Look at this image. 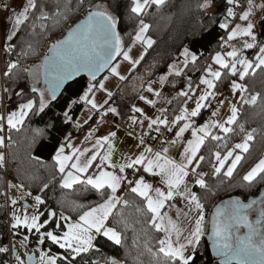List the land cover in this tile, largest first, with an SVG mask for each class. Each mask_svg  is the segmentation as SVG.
<instances>
[{"label":"snow or ice","instance_id":"snow-or-ice-1","mask_svg":"<svg viewBox=\"0 0 264 264\" xmlns=\"http://www.w3.org/2000/svg\"><path fill=\"white\" fill-rule=\"evenodd\" d=\"M83 3L84 0H80V4ZM165 3L166 0H131L130 10L135 15L142 16L150 6L155 5L159 8ZM235 3L236 0H227L229 5H235ZM199 7L208 9L211 7V0H204ZM254 7L255 4L252 0H248V10L239 17V19L248 22L247 26L241 28L236 25L229 32L227 40L221 44L222 48L231 47V50L226 53L216 52L212 57L213 64L217 65L218 68L214 69L212 64L207 65L206 74L199 81L205 88L196 99L194 108L189 110L187 103H185L180 113L175 115L171 121L167 116L149 119L144 114L143 109H132L135 113L144 116L145 120H149V129L155 126V130L159 132L160 127L163 126L168 132L173 133L175 137L171 141L173 145L178 142L186 144L178 160L168 155L169 149L167 147L156 152H153L151 147H146L134 159L127 160L125 158L126 162L116 164L113 162L115 151L113 140L117 135L115 131L96 139L91 149L74 147L71 142V133H69L64 142L59 145L54 156L56 171L60 174V187L70 189L73 185L79 184L84 186L85 191L89 190L90 187L100 197L101 202L94 206L73 203L71 210L78 212V218L73 221L71 216H66L62 211L59 213V219H57L56 211H48L45 217L39 207L45 203L41 195L33 197L36 204L32 215L28 214L27 207L23 210V214L18 215L15 211L17 201L12 199L14 211L11 228L14 230V234H19L16 230L21 227L29 233L34 230L38 234L39 245L43 246L46 241H50L52 245L64 250L65 255H55L50 254L51 248L47 251L41 249L39 264H58V262L60 264H74L76 257L95 247V236L106 237L113 244L121 245L123 242L122 234L117 227L109 225V218L112 217L118 205L128 208L134 203L118 195L125 183L129 185L130 192L139 197L142 202L143 206L135 204L136 211L146 217L145 223L156 233L163 234L156 241L155 251L150 246V240L144 244V249L152 257L153 264H193L196 250L205 235V205L197 192L187 185L190 172L197 177L196 186L211 191L205 180L208 173L198 171L201 168V163L206 159L204 155L199 154L200 150L209 139L217 142V148L212 150L209 157L210 161L213 159L215 161V163H211L212 175L219 177L222 174L231 179L244 159L241 153L249 152L250 142L254 140V133L256 132V129L248 131L243 123L239 124L238 130L242 134L241 141L229 146L228 137L234 133L232 126L237 125L240 114V109L235 104L231 106V115L223 123L209 120L202 126H196L193 118L199 117L202 109L209 107L210 101L215 100L218 95L215 91L217 82L225 76L237 78L231 80L230 87L233 94H241L240 101L242 104L255 106L257 101L261 99L258 92L248 96L243 95L249 93V89L244 83L238 82L244 81L249 75L254 76L257 69L264 70V44L258 41L254 32L255 25L250 22ZM261 7L264 8V5ZM4 10H9L7 5H4ZM11 11L12 28L6 37L9 42L17 35L21 26L30 19L33 20V31H35L36 21H39L41 29H45L47 28L45 21L51 18L40 0H26L20 11L15 9ZM55 14H60L58 7ZM227 15L235 18V13L231 7L228 8ZM65 19H67L66 16ZM117 26V18L107 11L104 5L97 4L89 7L86 17L75 28L68 31L65 39L51 44L48 54L44 56L42 64L38 66L45 85L44 89H38L35 83L31 87L33 93L38 92V101L28 99L27 102L19 104L18 110L10 112L7 117L0 115V133L5 132L6 125L9 133L7 140L11 142V132L13 130L19 132L33 110H35L34 114L43 113L50 101L56 99L61 85L82 71L87 73L89 82L83 94L78 99L71 100L67 110L62 113L64 123L73 125L77 131L83 128L80 120H73L71 114L73 106L77 104H82L88 113L84 119V124H88L93 115L97 113L100 114L99 123L104 122V117L109 112L119 115L117 108L111 106L101 112V109L108 104V100L112 98L114 93L105 87L104 81L108 77L97 81V76L107 70L121 81L126 80L127 77L120 74V64L114 63L115 58L122 57V60L128 62L135 70L140 61L144 59L147 50L152 48L156 41L147 35L150 25L141 19L136 35L130 46L126 47ZM219 27L228 30L227 20L221 23ZM237 37L248 38L240 48L228 43ZM136 43L143 45L144 52L138 59H133L131 52ZM245 50H256L253 53L254 58L249 59L245 56L243 54ZM5 51H12L11 43L7 44ZM26 54L21 53V55ZM181 55L183 56L184 69H187L189 65L196 66L199 57L195 52L185 47ZM17 67V63H10L6 75L11 74L12 69ZM27 74L33 79L36 77L35 70H28ZM183 74V70L178 69L174 64L168 69L169 76L179 77ZM167 79V76H161L159 78L160 85L163 86ZM152 83H149L146 91L160 97L161 93L153 89ZM187 89V91L179 92L178 95L187 99L195 96L190 78ZM5 91L9 90L5 89ZM96 91L106 93L107 99L103 103H97ZM18 95H23V93H18ZM140 99L151 107H156L157 101L147 99L143 95L140 96ZM220 106H222V102H220ZM159 111L165 113L167 109L161 108ZM217 114L218 109L212 112V116ZM130 119L133 124L140 123L143 126V120L137 121L135 116ZM213 129H219V132L224 135L214 134ZM95 131L96 129H93L88 132L85 140L91 141ZM189 132L191 139L185 141V133ZM41 135L43 133L38 130L37 136ZM5 139L4 135H0V149L5 147ZM221 141L223 143H220ZM36 142V137H34L32 146H35ZM139 142L140 145H144L143 137L139 138ZM66 148L72 149L71 154H66ZM220 148L224 149L223 153L218 150ZM88 153L91 155L88 156ZM34 158L38 159V157ZM4 163V153L0 152V168L4 166ZM94 166L95 170L90 172ZM126 169H133L134 173H139L142 170L152 177H159L160 183L165 188L153 187L151 183L145 180L144 176L138 178L134 176L130 179L126 174ZM258 177L264 180V158L259 159L243 175L240 186L250 187ZM9 187H16V185L10 184ZM19 187L23 189L24 185L21 184ZM47 187L48 184H44L41 191ZM27 194L32 196L31 192ZM177 197L186 202L185 207L187 208L186 212L177 209V217L182 215L188 219L189 223L193 225L191 230L181 227L178 219L173 220L168 212L164 211L166 207L169 209L174 207L169 202ZM192 213L195 215H191ZM253 214H255V219L252 218ZM42 217L44 218L42 219ZM118 217L115 224L127 228L128 221L123 211L118 213ZM49 226H51V230H49ZM241 229L246 230L243 235ZM185 232H187L186 235ZM208 238L212 243L214 254L221 258L220 264H264V196L259 199H252L248 203L233 199L218 206ZM26 241H28L27 235L24 236L21 244ZM133 243L137 244V241L134 240ZM96 250L99 251V249ZM8 251V247H0V253H7ZM14 255L16 264H25L18 254L14 253ZM28 264H37L34 256L28 257ZM92 264H100V262L93 261ZM106 264H120V261L110 257Z\"/></svg>","mask_w":264,"mask_h":264},{"label":"trees","instance_id":"trees-1","mask_svg":"<svg viewBox=\"0 0 264 264\" xmlns=\"http://www.w3.org/2000/svg\"><path fill=\"white\" fill-rule=\"evenodd\" d=\"M248 0H236L235 5L227 4V0H211V7L201 9L200 4L204 0H166V3L157 8L150 6L142 16H137L131 12V0H84L81 5L80 0H40L44 4L50 15V19L45 21L47 28L41 29L39 21H36L35 31H33V20L27 21L21 26L20 31L11 42L7 41L6 26L3 30L2 42L7 46L11 43L15 53L19 54L24 62V66H18L12 69V76L6 80L9 83L8 98L11 103H25L28 99L38 101L39 94L31 91L35 83L38 89L45 87L41 83V74L38 68L42 64L43 58L50 48L51 38L61 39L63 35L80 19L82 13H87L89 7L102 4L109 8L110 13L118 20L117 30L123 39L125 46L128 47L139 29L141 19L150 25L147 35L156 43L147 50L144 59L135 68V73L145 72L146 81L159 80L161 76H167L168 84L177 86L188 81L197 82L204 74L207 65L212 64V57L209 56L215 48L220 45L227 32L221 29L219 25L227 20L229 24L234 18L228 17L227 10L236 7H244ZM57 7L59 15H56ZM65 16L67 19H65ZM258 41L264 44V19L260 21ZM31 46V48H29ZM188 47L199 57L195 67L189 65L184 70V74L169 76L168 69L175 63L181 61L183 49ZM256 50H246L247 57L253 59V53ZM27 53L21 55V53ZM120 57H116L118 60ZM115 60V61H116ZM16 70H18L16 72ZM28 70H35L36 77L33 79L27 74ZM236 77L225 76L217 82L216 90L223 91ZM99 81V79H97ZM5 82V86H6ZM89 82L88 77H81L70 84L59 99L50 101L48 107L43 113H30L24 122L21 130L11 132L12 140L8 143L7 162L8 178L10 182L17 185H24V189L36 195H41L45 203L40 206L44 216L48 211H56L57 219L62 211L66 216L72 219L78 218V212L72 211L73 203L94 206L101 202L100 197L94 190L85 191L83 185L76 184L72 188L60 187V174L56 171L55 152L65 138L71 133V139L79 131L71 124L64 123L62 113L67 110L71 100L78 99L83 94ZM249 93L243 95L260 93L261 99L255 106L242 104L240 93L236 94L235 101L240 109L237 125H233L234 133L228 137L229 146L240 142L242 134L239 133L238 125L243 123L248 131L256 129L254 140L250 142L248 153H242L244 159L237 167L231 179L212 175L211 163L209 160L212 150L217 148V142L206 141L205 146L200 150V155L205 156V161L201 163L198 171L208 173L205 177L211 191L195 187V191L201 197L205 205V235L202 238L199 247L195 253L193 264H220L215 260L211 251V241L209 234L211 231L212 218L215 215L216 208L221 204L233 199H239L248 203L252 199H259L264 196V180L259 177L249 187H241L242 177L251 167L264 158V70H255V75H249L244 81ZM23 95H18V93ZM47 98V93H46ZM82 104L74 105L72 108L73 120H77L83 111ZM43 133L37 136V131ZM9 134V133H8ZM36 137V144L32 146V140ZM220 143H223L222 141ZM222 153L224 149H218ZM3 152V149H0ZM34 157H38L35 159ZM44 184L48 187L41 191ZM6 177L3 168H0V205L6 200ZM124 199L133 201L128 208L119 205L109 219V225L117 227L121 232L123 242L121 245H115L106 237L98 236L95 247L90 253H84L76 258L74 264H81L83 259L92 264L93 261H99L100 264H106L110 257H115L122 264H153L152 257L145 251L144 244L150 240V246L153 251L156 250V241L162 237V233H156L148 224L145 223V216L136 211L135 204H141L139 197L126 190ZM123 211L128 221V227L116 225L118 213ZM44 217H42L43 219ZM63 223V222H61ZM51 230V226H49ZM243 230V229H242ZM23 235L22 230L19 231ZM137 241L134 244L133 241ZM7 211L0 207V247H7ZM138 245V246H137ZM45 247H51L53 251L63 252L58 246L52 245L46 241ZM96 249H99L97 251ZM0 264H8V252L0 253ZM60 264V262H58Z\"/></svg>","mask_w":264,"mask_h":264},{"label":"rangeland","instance_id":"rangeland-1","mask_svg":"<svg viewBox=\"0 0 264 264\" xmlns=\"http://www.w3.org/2000/svg\"><path fill=\"white\" fill-rule=\"evenodd\" d=\"M252 2L255 4V7L252 9L253 14L250 17V22H252L255 25L254 32L257 35L258 27H257L256 23H257L259 16H264V8L261 7V5H264V3L262 2V0H252ZM25 3H26V0H8L6 3L0 5V41L1 42L3 39L4 27L6 26V29H5V30H7L6 35H8L11 32V28H12V24H11L12 11L11 10L15 9L16 11H20L22 9V6ZM261 3H263V4H261ZM4 5H7L9 10H7V11L4 10ZM105 7L107 8V11L110 12L109 8L107 6H105ZM247 10H248V1L245 4V6L242 7L238 11L239 17L243 14V12H245ZM247 23H248L247 21H243L239 18L234 22H230L229 23V30L227 32V36L229 35V32L236 27V25H239L241 28H244L247 26ZM246 39H248V38L247 37H237V39L230 41L228 43L230 45L236 47V48H240ZM226 40H227V38H226ZM229 48L231 50V47H229ZM143 52H144L143 45H141L140 43H136L132 49L131 55H132L133 59H138L139 56ZM218 52H224V51L219 50ZM225 53H226V51H225ZM243 54L245 56H247L246 50L244 51ZM182 61H183V59L181 61H179L180 63L177 62L178 63L176 65L177 68L183 67ZM115 63L120 64V68H119L120 74L126 76L127 79L121 81L118 77L111 75L110 72L105 74L102 78H99V81H100V80H103L104 77H108V79L106 81H104L105 87L107 88L108 91H111L114 93L112 98L110 100H108L109 106H110V104H112V105L114 104L113 101L116 102V106L122 105L125 100H127L128 103L130 102L133 105H135L136 102L139 104L144 103L145 101H143V100L141 101L140 99H138L139 97L137 98V96H136V98H134V96L131 93H130L131 95L128 96V99H124V93L123 92L126 91L127 88H131L134 86L136 87L137 85H139L141 83V81L146 77V73L145 72H138L137 74L133 75V73H135V70L132 69L131 65L128 62L123 61L122 57H120L118 60H116ZM216 67H218V66L216 65ZM214 69H216V68H214ZM17 71L18 70H16V72ZM142 75H143V77H142ZM204 75H202L201 77H203ZM238 82H240V81H238ZM201 85L202 84H198V89H199V93L202 94L205 86L204 85L201 86ZM8 87H9L8 82H6L5 87L1 86V74H0V99H2L4 97V101L6 100L8 103H10L8 95H7L8 93H4L5 89H8ZM2 90H3V94H1ZM215 91L218 93L215 100H211L210 106L205 108V109H202V111H201L202 112L201 117L199 118L201 126L204 123L208 122L209 120H216V121H219L220 123H223L231 115V111H230L231 106L233 104H235L237 106V101H235V97H236L237 93L233 94L231 87H230V84L223 91H217L216 89H215ZM120 92H122V93H120ZM201 94H199V95H201ZM145 97L147 99H149L148 94H146ZM96 99H97V103H103V101L105 99H107L106 93L101 92V91H96ZM193 99H194V96L191 99H187V100L188 101L192 100V102H190L189 105H191V107L194 108L195 107V100H193ZM220 102H222V106H220ZM217 109H218V114L216 116H212V112L216 111ZM103 111H104V109L103 110L101 109V112H103ZM87 115H88V113L85 111V107H84L79 118L77 119V120H80L81 124H83V128L80 129L78 134L71 139V142H72L74 147L91 149L93 147V144L95 143V140L102 136L101 134H97L95 131L91 141L85 140V137L87 136L88 132L95 129L96 123H99V120H100V114L97 113V114L93 115L92 120L89 121L88 124H84V119H86ZM213 132H214V134L224 135L223 133L219 132V129H213ZM139 134L141 135V133H139ZM71 151H72V149L66 148V154H71ZM87 155L90 156L91 153H88ZM241 155H242V153H241ZM82 159H84V158H82ZM94 170H95V167H94L93 171ZM195 178H197V177L195 176ZM10 184L16 185V187H9ZM10 184L7 186L6 192L8 193L9 223L11 226V224L13 222L12 221V213L14 211L13 205L11 203L12 199H15L17 201V204L15 205V211L17 212L18 215L23 214V210L25 209V207H27L28 214L32 215L35 211V204H36L33 197L36 194L31 192L32 196H29L27 193L30 191H27L24 188L21 189L19 187V185L14 184L13 182H10ZM6 192H5V194H6ZM40 211H41V209H40ZM206 217H205V219H206ZM253 217H255V214H253ZM72 220L75 221V219H72ZM212 220H213V218H212ZM20 230H22L24 236H26V235L28 236V239H30L31 237H35L36 240L38 241V234L34 230L29 233L26 229L21 227L19 230H16V231L19 232ZM97 237L98 236H95V239ZM49 248H51V247H49V246L45 247L44 245L43 246L38 245V247L36 249H32L29 252L24 251L20 247H17V250H18V255L21 257L22 260H24L25 264H27V257L29 254H34L35 258H36V262H37V264H39L40 250L43 249L44 251H47ZM50 254L65 255L64 250H63V252H57V251H53L52 249H51ZM82 254H84V253H82ZM120 264H122L121 261H120Z\"/></svg>","mask_w":264,"mask_h":264},{"label":"crops","instance_id":"crops-1","mask_svg":"<svg viewBox=\"0 0 264 264\" xmlns=\"http://www.w3.org/2000/svg\"><path fill=\"white\" fill-rule=\"evenodd\" d=\"M262 2L264 3V0H262ZM263 3H261V4H263ZM262 19H264V16H259L257 23H256L258 28H259L260 21ZM177 64L178 63H175L174 65H177ZM213 68H218V67H216V65L213 64ZM178 69H182L183 72L185 70L183 67L178 68ZM204 74H206V73L204 72ZM142 77H143V75H142ZM153 81L155 83H152ZM199 81H200V78L197 82H192L193 91L195 92V96H194L193 100H195V101L199 97V94H201V93H199V89H198V84H200ZM149 83H152V87L155 91H159L161 93L160 97H156L155 95H153V93H149L146 91ZM187 83H188V81H185V82L178 84L177 86H173L171 84H168V82L166 81V83L163 86H161L159 83V80L146 81V77H145L139 85H137L136 87L134 86L131 88H127V90L123 92L124 93V99H128V96L131 94L134 96V98H136V96H137V98L139 97L138 99H140L141 95L145 96L146 94H148L149 99L157 101L155 108L151 107L150 105L146 104L145 102L140 103V104L136 102L135 105H133L130 102L128 103L127 100H125L126 102L124 101V103L122 105H118V106H116V102H114V101H113V103H114L113 105L110 104L111 107L117 108V110L120 114L114 115V114L109 112L104 117L103 123H96L95 129H96V133L101 134L102 136H107L112 131H115L117 133L116 138L113 140V143L115 145V151L113 153V162L114 163L120 164V163L126 162L125 158H127V160L134 159L141 152H143L144 148L149 147L145 143L143 146L140 145L139 138H138V136L140 135L139 133H141V135H146V136L158 133L155 130V126L152 129H149V127H148L149 120H145L144 116H141L139 113H135L134 111H132V109L133 108L143 109L144 114L149 119H155L157 117H161V112L159 111V109H161V108L170 107V108H172L175 115H178L180 113V110L185 106V103H187V107L189 108V110H191L193 107H191V105H189V104H190V102H192V100L188 101L185 97L178 95L179 92L188 90L187 89ZM1 92H2L1 94H3V90ZM120 93H122V92H120ZM168 101H171V103H168ZM19 104H21V103H11V102L8 103L6 100L4 101V97H3L2 99H0V115L7 117L10 114V112L18 110ZM107 107H109V104H107L104 108H102V110L103 109L105 110ZM133 116L136 117L137 121L143 120L144 121L143 126H141L140 123L133 124L132 120L130 119ZM200 117H201V115L199 117L193 118L196 126H201L200 119H199ZM111 118H115V120L112 121ZM129 127L135 128L137 130L136 135H133V134H130L127 132L126 129ZM162 128H163V126L160 127V130ZM5 129L7 131L6 125H5ZM174 131H175V129H174ZM0 135H3V133H0ZM7 136H8V132H7ZM184 139H185V141L188 139H191L190 132L185 133ZM5 141L7 143V137H6ZM185 146H186V144H181L178 142L175 145L170 143L169 145H166L163 148L167 147L169 149L168 155L170 157L178 160L179 156L183 152V148ZM163 148L159 149L158 151H161ZM153 152H156V151H153ZM3 153L5 155L4 148H3ZM94 167H93V169H94ZM93 169H90V172H92ZM128 170H131V169H126V172ZM139 176H144L145 180L147 182L151 183L153 185V187H160L162 189L165 188V186L162 183H160L159 177H156V180L153 181V180L149 179L150 175L147 173H144L142 170L135 177L138 178ZM130 179H132V178H130ZM195 180H196L195 175L190 172V175L187 178V185L193 191H195V187H197L195 185ZM74 186L75 185H73V187ZM128 188H129V185H127V183H125L121 187L120 191L118 192V195L124 199L125 192ZM169 204L174 205V207H171V209L166 207L164 209V211L168 212V214L172 217L173 220L178 219V222L180 223L181 227L185 228L186 230H191L193 225L191 223H189L188 219H185L182 215L179 218L177 217V211H176L177 209H180L182 212L187 211V208L185 207L186 202L184 200L180 199L179 197H177L175 200L170 201ZM191 215L194 216L195 213H192ZM205 216H206V212H205ZM186 234H187V232H185V235ZM96 239H94V241ZM189 251H191V250H189Z\"/></svg>","mask_w":264,"mask_h":264},{"label":"built area","instance_id":"built-area-1","mask_svg":"<svg viewBox=\"0 0 264 264\" xmlns=\"http://www.w3.org/2000/svg\"><path fill=\"white\" fill-rule=\"evenodd\" d=\"M8 0H0V5L6 3ZM240 7L234 6L233 11L235 13V18L232 20V22L236 21L239 18V10ZM87 13H82L81 14V19H83ZM80 19V20H81ZM225 30V29H224ZM228 30H229V24H228ZM228 30H225L228 32ZM227 36L223 37L220 41V45L214 49V51L209 54L210 57H213L216 52L219 50H223L224 52L230 51L229 47H221V44L226 41ZM60 39L57 38H51L50 40V45ZM6 45H4L0 41V74H1V86L5 87V82L6 80L11 78V74L6 75V72L8 71V67L10 63H17L18 66H24V62L22 57L15 53V50L12 48L11 52L5 51ZM164 109H167V112L161 113V116H167L168 119L171 121L175 117V113L173 112L172 108L166 107ZM112 121L115 120V118H111ZM128 133L136 135L137 130L135 128L129 127L126 129ZM5 137H7V131L5 129V132L3 133ZM138 136V135H137ZM143 137L144 143L147 144L149 147L153 149V151H158L159 149L163 148L166 145H169L171 141L175 138L174 134L168 132L164 127L156 134H152L149 136L146 135H139L138 138ZM6 140V139H5ZM7 148H8V143L5 141V163L4 166L2 167L5 171V177H6V190L7 186L10 184L9 178H8V162H7ZM206 173V172H205ZM126 174L129 176V178H133L134 176L138 175L139 173H134L133 169L128 170ZM149 179L155 181L156 177L149 176ZM0 207H4L7 211V236H8V243L7 247L9 249L8 251V264H16V259H15V254H18L17 247H20L26 252L31 251L32 249H36L38 247V241L36 240L35 237H31L26 241L24 244H21V241L24 238V235L19 234H14V230L11 228L10 223H9V200H8V193L6 192V200L4 204H1ZM96 243V240L94 241V245ZM92 250V249H91ZM91 250L87 253H90ZM17 251V252H16ZM81 264H89V261L86 259H83Z\"/></svg>","mask_w":264,"mask_h":264},{"label":"water","instance_id":"water-1","mask_svg":"<svg viewBox=\"0 0 264 264\" xmlns=\"http://www.w3.org/2000/svg\"><path fill=\"white\" fill-rule=\"evenodd\" d=\"M85 17H86V16H85ZM85 17H84V18H85ZM84 18H83V19H84ZM83 19L79 20V21H78L75 25H73L69 30L75 28V26H76L78 23H80ZM69 30H68V31H69ZM68 31L63 35V37H62L60 40L66 38ZM46 54H48V51H47ZM115 60H116V58H115ZM115 60H114V63H115ZM42 62H43V61H42ZM107 73H108L107 70H105V71L99 73L98 76H97V79L102 78V77H103L105 74H107ZM81 77H88V75H87L86 72H83V71H82V72H80L79 74L75 75L74 77L68 79L64 84H62L61 87H60V89H59V91H58V93H57V97H56V99H59V98L62 96V94L64 93V91L66 90V88H67L70 84L74 83L75 81H77V80L80 79ZM41 83H42L43 86L45 87V85H44V83H43V78H42V76H41ZM56 99H55V100H56ZM212 248H213V247H212V243H211V251H212ZM16 252H17V251H16ZM29 256H34V257H35L34 254H29L28 257H29ZM28 257H27V264H28ZM213 257H214L215 260H217V261L220 262L221 258H220L219 256H213ZM35 260H36V258H35Z\"/></svg>","mask_w":264,"mask_h":264},{"label":"flooded vegetation","instance_id":"flooded-vegetation-1","mask_svg":"<svg viewBox=\"0 0 264 264\" xmlns=\"http://www.w3.org/2000/svg\"><path fill=\"white\" fill-rule=\"evenodd\" d=\"M252 218L255 219V217H253V216H252ZM245 231H246V230H244V229L242 230V229H241V234L243 235ZM212 255H213V256H217V255L214 254L213 248H212Z\"/></svg>","mask_w":264,"mask_h":264}]
</instances>
